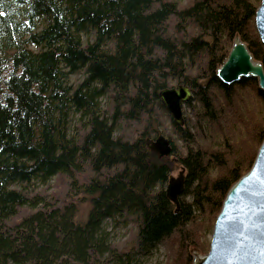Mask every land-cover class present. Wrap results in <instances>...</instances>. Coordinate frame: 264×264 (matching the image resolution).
<instances>
[{
    "label": "trees",
    "instance_id": "16d2710c",
    "mask_svg": "<svg viewBox=\"0 0 264 264\" xmlns=\"http://www.w3.org/2000/svg\"><path fill=\"white\" fill-rule=\"evenodd\" d=\"M258 5L0 0V264H138L160 243L165 264H192L190 247L208 250L200 219L214 224L264 138L257 80L225 84L216 75L236 33L264 64ZM170 85L193 93L183 126L160 97ZM160 112L184 141L177 152L168 137L176 158L149 146ZM177 166L185 169L178 210L165 191ZM57 176L68 187L63 197L28 189ZM81 194L90 203L84 218ZM129 219L136 241L114 246L105 221Z\"/></svg>",
    "mask_w": 264,
    "mask_h": 264
},
{
    "label": "water",
    "instance_id": "95a60500",
    "mask_svg": "<svg viewBox=\"0 0 264 264\" xmlns=\"http://www.w3.org/2000/svg\"><path fill=\"white\" fill-rule=\"evenodd\" d=\"M255 27L264 44V0L255 12ZM225 84L242 78H255L264 91V64L254 58L248 44L236 33L225 61L216 69ZM189 86L166 87L160 97L171 112L174 122L183 126V106L191 100ZM161 157L171 154L173 147L168 137L160 134L150 144ZM185 190V169L169 178L166 196L180 208V197ZM192 264H264V138L254 161L228 189L216 216L208 251L191 247Z\"/></svg>",
    "mask_w": 264,
    "mask_h": 264
},
{
    "label": "rangeland",
    "instance_id": "374dc122",
    "mask_svg": "<svg viewBox=\"0 0 264 264\" xmlns=\"http://www.w3.org/2000/svg\"><path fill=\"white\" fill-rule=\"evenodd\" d=\"M181 6H185L189 0H177ZM256 4H260L261 0H254ZM256 28V27H255ZM83 78L82 72L71 74L69 77L70 83H76L81 81ZM169 87H177L175 85H170ZM103 102L105 104V100L103 99ZM189 107L187 104L183 106V112L184 117L185 115H189L190 113ZM170 112V111H169ZM171 113V112H170ZM172 115V114H171ZM79 121V115L73 114L70 129L71 132L74 133L76 131V126ZM159 121L161 125L158 127V134L162 133L166 137L172 138L177 146V152L184 151V141L178 138V135L174 131V126L172 122L171 116H169L167 113L160 112ZM186 122V119H185ZM124 132V131H123ZM137 132L133 131L132 129H128L126 131V134L135 135ZM171 158H176V155H172ZM178 167V166H177ZM181 166L176 168L171 176H177L179 171L181 170ZM62 180V181H61ZM36 188L38 190L46 191L48 194L56 195L57 197H63L66 190L68 189L67 185L63 181V178H60L59 176L54 177L47 185H42L38 180L34 181L30 188ZM45 189V190H44ZM78 206H79V215L80 217L84 218L86 215V212L90 208V203L88 200L85 199V195L81 194L79 197H77ZM203 221V228L200 231V235L202 234L201 241H203L204 244H206L209 248L210 240L212 237V231L213 226L206 220V218L200 219ZM215 223V222H214ZM211 226V227H208ZM104 228L106 229V232L108 233V238L111 244L114 246H117L119 248L123 247H129L134 244L136 241V231H137V224L136 221L133 219H129L126 222H116L113 220H106L104 223ZM168 255V246L166 243H160L158 246L152 251L151 254L146 256H137L136 260L138 261V264H165L167 260Z\"/></svg>",
    "mask_w": 264,
    "mask_h": 264
},
{
    "label": "bare ground",
    "instance_id": "6f19581e",
    "mask_svg": "<svg viewBox=\"0 0 264 264\" xmlns=\"http://www.w3.org/2000/svg\"><path fill=\"white\" fill-rule=\"evenodd\" d=\"M160 134H162V133H159V134H157V136L156 137H154V138H152L150 141H149V146H150V144H151V142L153 141V140H155ZM154 150V149H153ZM155 151V150H154ZM156 152V151H155ZM157 153V152H156ZM158 154V153H157ZM159 155V154H158ZM173 155V150H172V152H171V154L170 155H168V156H162V157H171ZM160 156V155H159ZM161 157V156H160ZM171 177V176H170ZM168 184V183H167ZM167 187V186H166ZM191 248V247H190ZM208 251V250H207Z\"/></svg>",
    "mask_w": 264,
    "mask_h": 264
}]
</instances>
